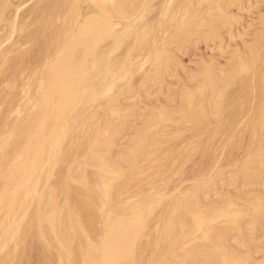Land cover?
I'll use <instances>...</instances> for the list:
<instances>
[{
	"label": "bare ground",
	"instance_id": "1",
	"mask_svg": "<svg viewBox=\"0 0 264 264\" xmlns=\"http://www.w3.org/2000/svg\"><path fill=\"white\" fill-rule=\"evenodd\" d=\"M33 247L264 264V0H0V264Z\"/></svg>",
	"mask_w": 264,
	"mask_h": 264
},
{
	"label": "rangeland",
	"instance_id": "2",
	"mask_svg": "<svg viewBox=\"0 0 264 264\" xmlns=\"http://www.w3.org/2000/svg\"><path fill=\"white\" fill-rule=\"evenodd\" d=\"M30 5H32V4H30ZM29 6H27L25 8L26 10L24 9V11H22L23 14L27 13L28 12L27 10L30 11L31 6L30 7ZM20 14H22V13H20ZM199 55H203V56H208L209 55V48H205V46L202 43L199 44L198 46H196L195 48L189 49L185 54H183V56H182L183 65L184 66H189L191 64V62L196 57H198ZM24 252L26 253V254L24 253L25 256H26V258L24 256V263H26V264H42V261L40 259H42L43 256H42V253L40 252V250H38V248H34V247L33 248H28ZM43 264H44V262H43Z\"/></svg>",
	"mask_w": 264,
	"mask_h": 264
}]
</instances>
